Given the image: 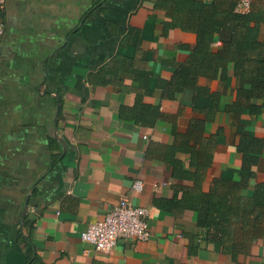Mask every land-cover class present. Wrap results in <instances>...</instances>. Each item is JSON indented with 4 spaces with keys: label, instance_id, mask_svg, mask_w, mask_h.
Segmentation results:
<instances>
[{
    "label": "crops",
    "instance_id": "crops-1",
    "mask_svg": "<svg viewBox=\"0 0 264 264\" xmlns=\"http://www.w3.org/2000/svg\"><path fill=\"white\" fill-rule=\"evenodd\" d=\"M96 1L6 0L0 264H235L185 203L198 182L264 180V99L232 67L201 77V92H172L195 33L149 0H105L84 16ZM248 134L263 146L252 175L238 150ZM123 196L149 209L150 238L99 251L82 232ZM263 245L238 261L264 264Z\"/></svg>",
    "mask_w": 264,
    "mask_h": 264
},
{
    "label": "trees",
    "instance_id": "trees-1",
    "mask_svg": "<svg viewBox=\"0 0 264 264\" xmlns=\"http://www.w3.org/2000/svg\"><path fill=\"white\" fill-rule=\"evenodd\" d=\"M97 0L86 11L89 16L97 7ZM156 8H163L171 16L169 26H179L196 35V46L186 62L175 71L169 83L173 91L193 88L201 92V77H226L230 67L243 77L252 89L253 98L264 99V2L254 0L246 12L236 10L238 0H149ZM220 40L219 46L214 43ZM242 93V91H239ZM262 108L264 103H262ZM261 106L248 105L260 112ZM244 169L260 163L263 146L254 134L242 135L238 144ZM264 168V167H263ZM250 170V175H252ZM196 190L185 203L195 212L197 224L205 227L207 238L220 244L235 264H243L237 256L257 238L264 244V180L253 189L248 177H221L210 191L197 183ZM224 185L221 192L218 187ZM26 238V237H25ZM264 255V245L263 252ZM27 264V263H26Z\"/></svg>",
    "mask_w": 264,
    "mask_h": 264
},
{
    "label": "built area",
    "instance_id": "built-area-1",
    "mask_svg": "<svg viewBox=\"0 0 264 264\" xmlns=\"http://www.w3.org/2000/svg\"><path fill=\"white\" fill-rule=\"evenodd\" d=\"M253 1L238 0L236 10L248 11ZM5 8L6 0H0V39L5 32ZM134 188L140 190L142 181L137 179ZM148 215L149 209L146 206L136 205L127 196H123L104 218L89 223L81 237L93 243L97 250L105 252L111 250L119 239L148 240L151 235Z\"/></svg>",
    "mask_w": 264,
    "mask_h": 264
},
{
    "label": "water",
    "instance_id": "water-1",
    "mask_svg": "<svg viewBox=\"0 0 264 264\" xmlns=\"http://www.w3.org/2000/svg\"><path fill=\"white\" fill-rule=\"evenodd\" d=\"M27 206H28V205H26V209L24 210V213H23V219L25 218V214H26Z\"/></svg>",
    "mask_w": 264,
    "mask_h": 264
}]
</instances>
